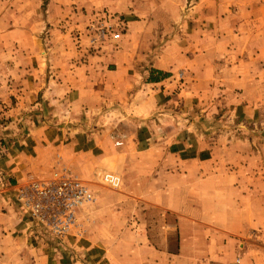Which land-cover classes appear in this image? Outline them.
Segmentation results:
<instances>
[{
  "label": "rangeland",
  "instance_id": "rangeland-1",
  "mask_svg": "<svg viewBox=\"0 0 264 264\" xmlns=\"http://www.w3.org/2000/svg\"><path fill=\"white\" fill-rule=\"evenodd\" d=\"M58 2L61 5L55 8ZM62 6L65 11L60 14ZM118 49L137 60L136 86L144 82L151 58L163 54L165 64L172 63L169 91L160 92L154 102L148 100L159 106L153 111L155 122L146 117L140 126L138 120L122 119L111 126L117 115L109 121L91 111L90 105L99 101L95 106L101 105L108 92L98 81L106 71H101L100 58ZM93 95L95 99L90 98ZM182 118L189 119L191 134L210 137L209 146L217 139L222 150L243 153L244 159L233 167H246L248 162L255 171L250 177L247 171L240 174L244 183L263 181L258 169L264 167V0H0V152L19 143L12 139L27 137L32 138L29 145L39 143L55 152L51 158L45 153L46 164H41L45 171L40 176L2 191L29 226L28 241L43 253L59 251L64 238L73 236L72 230L85 231L83 223L100 219L101 214H90L96 199H111L119 208L120 191L127 178L134 177L130 175L133 166L127 163L133 159L116 148L115 143L121 142L111 143L109 155L99 159L103 149L95 147L92 134L106 129L111 139L126 133L166 137L177 133L166 122L176 119L180 125ZM128 145L127 150L136 149L134 143ZM156 145L167 150V143ZM146 146L140 143L138 149ZM54 170L77 177L93 193V200L77 210L73 225L62 237L34 227L14 199L17 185L47 178ZM104 172L118 174L120 187L106 186L101 179ZM13 247L17 250L21 245ZM81 250L67 254L69 263L82 264L84 259L92 264ZM18 253L11 264H51L49 254L41 253L34 262L23 249ZM100 259L101 254H93V264Z\"/></svg>",
  "mask_w": 264,
  "mask_h": 264
},
{
  "label": "crops",
  "instance_id": "crops-1",
  "mask_svg": "<svg viewBox=\"0 0 264 264\" xmlns=\"http://www.w3.org/2000/svg\"><path fill=\"white\" fill-rule=\"evenodd\" d=\"M60 3H54V7ZM62 11L64 7L59 13ZM23 29L27 30L24 26ZM100 59L104 64L101 71H106L98 81L108 92L102 97L101 105L95 106L100 101L90 105L91 111L109 121L112 115H117L110 121L111 126L119 125L122 119L138 120L140 126L146 117L155 122L153 111H158L159 106L152 103L160 92L169 91L172 63L166 65L163 54L151 58L144 82L136 86V77L140 74L136 71L134 56L118 49ZM161 85H166L165 89H157ZM149 99L153 102L148 103ZM180 105L187 109L184 100ZM182 121L180 125L176 119L166 122L177 131L166 137L126 133L111 139L106 137V129L102 134L90 136L95 147L103 149L97 155L99 159L109 155L111 143L121 142L115 143L116 148L127 151L126 158L133 159V163H127L133 166L130 175L134 177L125 178L119 208L114 207L111 199H96L90 214L99 213L100 219L93 224L83 223L85 231L72 230L73 236L65 237L62 248L56 252L48 249L43 253L28 241L29 226L22 222L23 216L9 201L8 193L2 191L40 176L45 171L41 166L46 164L45 153L51 158L55 152L50 146L41 148L39 143L29 145L31 137L12 139L19 143L0 152V245H6L0 249V264H11L20 253L18 249L32 255L34 262L41 253L49 254L51 264H77L78 260L69 263L67 259L72 249H82L92 264L93 254H101L98 264H264V167L258 169L263 176L260 184L244 183L240 174L247 171L250 177L255 171L248 162L246 167H233L244 159L243 153L232 148L222 150L215 138L214 145L209 146L210 137L191 134L189 119L182 118ZM129 143H134L136 149L127 150ZM140 143L149 146L138 149ZM161 143L168 144L166 151L156 145ZM245 157L250 160L251 153L247 152ZM16 245L21 247L15 250ZM27 259L30 260L28 256ZM85 262L83 259L82 264Z\"/></svg>",
  "mask_w": 264,
  "mask_h": 264
},
{
  "label": "built area",
  "instance_id": "built-area-1",
  "mask_svg": "<svg viewBox=\"0 0 264 264\" xmlns=\"http://www.w3.org/2000/svg\"><path fill=\"white\" fill-rule=\"evenodd\" d=\"M118 38L119 34H113ZM103 183L112 189L121 185V177L104 172ZM14 199L34 227L47 230L56 237L64 236L75 221L77 210L93 200L90 188L64 170H54L43 179H32L14 188Z\"/></svg>",
  "mask_w": 264,
  "mask_h": 264
}]
</instances>
